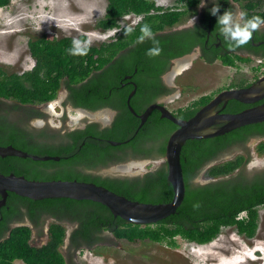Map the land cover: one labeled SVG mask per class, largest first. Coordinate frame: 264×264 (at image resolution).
I'll return each mask as SVG.
<instances>
[{
	"label": "trees",
	"instance_id": "trees-1",
	"mask_svg": "<svg viewBox=\"0 0 264 264\" xmlns=\"http://www.w3.org/2000/svg\"><path fill=\"white\" fill-rule=\"evenodd\" d=\"M227 0H218L225 3ZM201 0H175L169 7H161L154 0H107L105 14L94 25V29L107 32L120 28L119 21L126 15L141 17L125 36L122 28L115 38L89 45L87 55H69L68 49L74 38L59 37L47 39L39 37L30 40L28 52L34 60L31 70L17 73L0 65V147L11 146L19 151L37 156L59 157L58 162H39L17 157H0V174H14L30 181H79L101 186L116 195L140 203H168L173 196L167 181L166 164L143 176L116 179L94 177L83 170L95 166L124 163L131 159L161 158L169 136L177 127L159 112L153 110L146 124V131H139L129 146H112L109 141H122L132 135L136 119L130 114L126 100L132 86L122 83L131 80L136 84V94L129 105L136 112L154 103L162 90L159 77L164 72L167 59L181 57L202 42L197 34L204 36L207 23L196 27L197 34H170L160 36L165 29L184 22L196 13ZM248 17L260 16L264 19V0H235ZM10 0H0V7L8 6ZM149 24L155 38L160 42L159 55L148 57L145 52L152 47L151 41L136 43L140 27ZM214 23H212V29ZM261 38H264L261 35ZM86 42L87 36H78ZM264 48V47H263ZM256 53L257 50L255 49ZM236 58V57H235ZM225 65H233L230 57L222 60ZM137 69L136 73L134 70ZM126 77V78H125ZM67 91V102L75 108L97 110L109 107L117 115L109 128L99 131L95 125L68 133H52L47 127L35 129L26 120H11V115L24 112L29 119L44 117L34 106L46 104L56 99L58 93ZM114 98V100H113ZM7 101L11 103L5 107ZM140 101V107L138 102ZM192 103L179 117L187 119L195 114ZM26 106H29L27 108ZM32 106V107H31ZM11 120V121H10ZM244 135L264 136V122L243 128L212 139L189 140L181 151V165L185 184V195L176 213L155 224L135 225L115 218L103 205L91 201H76L66 198L30 200L9 193L4 206L0 207V264H67L61 248L66 237V227L62 220L72 217L78 227L70 237L71 248H90L102 241V232L111 233L118 241L137 244L140 242L165 244L176 248V237L189 243L207 245L219 237L224 229H235L236 233L251 240L256 236L258 213L256 205L264 203V182L254 178L246 180L219 181L208 185L196 184L202 164L216 152V147L224 148L231 140L239 142ZM104 138L100 147L97 139ZM83 146L80 148V145ZM131 148L130 156L124 152L117 156L115 151ZM257 152L264 154V140L257 145ZM132 153V154H131ZM243 166L242 156L219 168L212 175H228ZM245 211L241 220L236 217ZM56 214L55 222L48 225L47 241L40 246L32 245V228L22 225L28 218L32 223L39 214ZM61 222L58 223L57 220ZM19 223L10 229L9 225ZM42 225V224H41ZM34 226V225H33Z\"/></svg>",
	"mask_w": 264,
	"mask_h": 264
},
{
	"label": "flooded vegetation",
	"instance_id": "flooded-vegetation-1",
	"mask_svg": "<svg viewBox=\"0 0 264 264\" xmlns=\"http://www.w3.org/2000/svg\"><path fill=\"white\" fill-rule=\"evenodd\" d=\"M202 2L204 3L203 7H201ZM235 3L239 6V9L243 11L240 5L237 2ZM215 5L219 6V12L217 13V15H222L223 12L226 10L235 11V9H232L230 0H227L225 3L218 2V0H204L200 2L199 6L196 9V13L194 15L186 19L184 22L174 26L173 28L165 29L159 33V35L162 37L174 33L179 35L182 34L195 35L197 34L196 27H201L203 23L205 22L207 23V28L204 36L199 34H197L196 36V39L202 38V42L196 44L189 53L182 55L181 57L167 59L166 63H164V72L159 77L161 84L160 89L162 91L157 94V97L154 100L155 102L150 103L145 107H143L144 104H141V107L143 109L141 112L134 111V109L130 106L137 116L142 115L150 105L158 104L165 107L177 119L188 120L191 117H193L196 113H198L200 110H202L204 107H206L209 103H211L222 92L231 91V90H246L249 87L257 84L259 80L264 78V48H263L264 38H261V35L264 37V26H261V28L258 31L253 33V37L248 44L244 45L243 47L230 50L225 44L223 37L218 35V27H216L217 17L210 14V9ZM192 19H194V26L191 23ZM129 21H131V19L128 20L127 23ZM212 23H214L213 29H212ZM255 49L257 50L256 53L254 52ZM227 57H230V60L234 61L233 65H225L223 63L222 60L226 59ZM182 58L183 59L186 58V59L183 60ZM196 59H199L204 64H208L210 66L218 65L220 68L229 69L232 72L225 79H222L220 81V84L215 88V90H209L208 92L202 93L201 88H192L189 86H188L189 88L188 87L180 88L175 86L174 79L182 73L185 72L188 73L189 70L191 69L192 64L195 62L194 60ZM136 71L137 69L134 70V73H136ZM126 77H130V80H128L127 83L126 82L122 83V86L123 87L132 86L133 89L129 92V95L132 94L133 91H135L134 94L132 95L133 97L136 94V84L131 80L130 75ZM63 90H64L63 106L65 107V109H67V111L70 109V111L74 113V116H70V115L68 116L67 114L68 112L65 111L62 114L58 124L55 125L54 123H51L50 120H52V115L50 111L46 113L43 111L44 108H47L48 104L54 101L53 100L46 104L34 106V108L38 109L42 114H44V117L29 119V117L24 112L21 111V112H16V114L15 113L12 114L10 117L11 120L17 121L18 124H19L18 120L20 121L26 120L28 126L31 128L40 129L47 127L50 132L52 133L58 132L61 134L68 133L73 130H83L88 125H95L99 131L109 128L111 126L112 122L114 121L117 115V112L115 110L109 109V107H103L94 111L75 108L73 105L67 102L68 94L65 89ZM188 92H192L193 94L191 95L192 98H190V101L187 104H179V106H176L174 109L173 107H170L171 103L176 102L182 96L186 95ZM129 95L126 100V104L130 114L133 116L134 119H136L137 124L133 129L132 135H129L122 141H117L121 143L120 145H118L119 147L129 146L130 143L132 144L133 143L132 141L136 138V135H138L139 131L143 130V133H145L146 124L149 119L148 117L146 121L141 125V120L137 118L129 108L128 102L130 103V100L132 98L131 97L129 99ZM197 101H198V105L195 106V108H193L194 110H196L193 116L188 117L187 119L179 117L180 110L181 113H185L187 111V108L192 103ZM2 102L5 103L6 108H8L9 105L11 104L7 101H2ZM263 103H264V99H260L250 103L249 102L243 103L236 100L222 101L221 103H219L214 107L213 112L218 115L221 114L235 115L245 110L258 107ZM138 104L140 107V101L138 102ZM26 107L29 108V106ZM158 114L160 115V113ZM69 119L71 122L68 121ZM219 126L220 125H214L213 128L215 127L217 128ZM90 137L93 138L94 140L97 139L96 143L98 141V145L100 147H103V145L101 144L104 141V138H95V136H90ZM244 137H246V139L242 137L239 142L235 141V139H232L231 144H226L224 148H221L220 146L216 147V152L214 153V155L210 159L208 158L201 166L200 172L198 174V177H202V182L201 181L198 182L200 185L204 186L219 181H224V180L227 181L229 179H232L234 181L246 180L250 182L251 180L256 178L258 179V181L262 180L264 182V154L263 153L260 154L257 152V145L264 140V136L244 135ZM83 144L84 142L80 145V148L83 146ZM130 149L131 148H126L125 150H117L115 151V154L117 156L122 157L124 152H127L128 156H130V152H131ZM239 156H242L243 158V166H241L240 168L236 169L235 171H233L228 175H223V174H219L215 176L212 175L213 172L218 173L219 168L221 166L226 165L229 161H233ZM144 163H145L144 167L146 169L145 172L143 173L138 172V175L135 176H127L129 168L135 167V170H140V168L143 166ZM164 164H165L164 157L157 159L156 158L149 159L143 157L140 159H131L124 163L122 162L107 166H100V165L95 166V167L87 168L83 170V172L85 174H89L94 177H100L102 179L137 177V176H143L148 172L154 171L155 169L161 167ZM148 167L149 168L152 167V168L150 170H147ZM255 208L257 209L258 221H259L260 210L264 209V203H260L256 205ZM243 212L245 213V216H247V213L245 211H242L238 213L236 217L238 220L245 218L244 216L240 215ZM55 216L56 214L48 215V214L40 213L39 219L36 220L35 222L32 223L28 218H25L21 223L26 224L27 226H30L32 228L31 241L35 236V234L40 232L41 237L39 236V238H41L40 240L43 241V243L41 244L43 245L47 241L48 225L50 223L55 222L54 221V219H56ZM57 222L60 223L61 220L58 219ZM62 222L67 230L64 245H68L69 248H71L70 237L73 231L78 227V222L75 219L73 220L72 217L66 218L64 221L62 220ZM18 224L19 223L11 222V224L9 225V231ZM105 233H107V231L102 232L101 235ZM99 243H97L96 245H98ZM64 258L66 260V263L68 264V260L65 255Z\"/></svg>",
	"mask_w": 264,
	"mask_h": 264
},
{
	"label": "rangeland",
	"instance_id": "rangeland-1",
	"mask_svg": "<svg viewBox=\"0 0 264 264\" xmlns=\"http://www.w3.org/2000/svg\"><path fill=\"white\" fill-rule=\"evenodd\" d=\"M154 1L165 8L172 5L174 0ZM106 6L107 0H11L8 7L0 8V65L17 73L30 70L33 62L27 50L28 39L64 36L77 39L78 36L86 35V42H90V45L109 40L94 29L96 22L105 14ZM194 61L188 73H182L174 79L175 86L201 88L202 93L208 92L215 90L220 81L232 72L218 65L204 64L199 59ZM192 94L188 92L171 103L170 107L174 109L179 104H187ZM63 96L64 90H61L43 111H50V121L55 125L67 111L63 106ZM67 112L68 116H74L70 109ZM68 121L71 122L70 119ZM144 165L141 171L131 167L125 174L135 176L138 172L143 173L146 171ZM199 181L202 182V177L194 182L198 184ZM39 236L40 232L35 234L32 245L40 246L43 243ZM175 242L176 248L149 242L132 244L118 241L111 233H105L102 241L90 249L74 250L63 245L61 252L67 257L68 264H253L247 256L261 263L264 262V209L260 210L256 236L251 240L238 235L235 229H224L216 240L207 245H195L179 237L175 238ZM254 247L259 253L252 256ZM14 264L24 263L15 261Z\"/></svg>",
	"mask_w": 264,
	"mask_h": 264
},
{
	"label": "water",
	"instance_id": "water-1",
	"mask_svg": "<svg viewBox=\"0 0 264 264\" xmlns=\"http://www.w3.org/2000/svg\"><path fill=\"white\" fill-rule=\"evenodd\" d=\"M134 92L129 95V99ZM260 99H264V78L246 90L222 92L211 103L188 120L177 119L165 107L158 104L150 105L142 115L137 116L129 105L131 112L141 120V125L146 121L151 112L156 110L160 113L161 118L169 120L177 127L169 136L165 146L164 161L167 166V181L173 191L172 199L168 203L150 204L130 201L93 183L79 181H30L14 174L7 176L0 174V207L6 203L9 193L34 201L66 198L99 203L106 207L113 217H118L130 224L142 226L155 224L174 215L183 202L185 184L181 165V151L187 141L218 137L240 127L264 122V103L235 115L215 114L213 112L214 107L222 101L236 100L250 103ZM214 125L220 126L213 128ZM108 143L112 146L121 144L114 141H109ZM0 157H17L39 162H58L60 160L59 157H41L28 154L11 146L0 147Z\"/></svg>",
	"mask_w": 264,
	"mask_h": 264
},
{
	"label": "clouds",
	"instance_id": "clouds-1",
	"mask_svg": "<svg viewBox=\"0 0 264 264\" xmlns=\"http://www.w3.org/2000/svg\"><path fill=\"white\" fill-rule=\"evenodd\" d=\"M230 3L232 5V9H235V11L226 10L223 12L222 15H217V13L219 12V6L215 5L210 9V14L217 17L216 27H218V35L223 37L225 44L227 45V47L230 50H234L236 48L243 47L244 45L248 44L251 41V39L253 37V33L258 31L261 28V26H264V19H262L260 16H255V15L248 17L247 12L241 11L239 9V6L235 3V0H230ZM8 6L0 7V8H6ZM203 6H204V3L202 2L201 7H203ZM137 18H140V20H141V17H136L134 15L129 14V15L124 16L119 21L120 28L112 29V30H109L107 32H100L99 30H97V31L102 36L104 35V38L107 37V39L110 40L111 38H115L116 34H118L122 28H127L124 31V34H125V36H128V35L132 34V32L134 31V29H132V28L134 26H136L137 23L140 21L139 20L135 24L134 22L136 21ZM130 19H131V21H129L127 23V21ZM191 23L194 26V19H192ZM129 24H132V26H130V27L127 26ZM29 41L30 40L28 39L27 44H26L27 50H28ZM106 41H108V40H106ZM146 41H151L152 47H150L146 50L145 55H147L148 57H154L156 55H159L160 52L162 51V49L160 47V42L155 38V34L153 33L152 28L149 24L141 25L140 35L136 38V43L142 44ZM89 45H90V42H82L78 39H74L72 41V45L69 47V49L67 51H68L69 55H87V52L89 50ZM29 56H30V54H29ZM30 59L32 60L33 66H34V60L31 58V56H30ZM240 215H243L244 217H246L244 212L241 213ZM22 225H26V224H22ZM176 238H178V237H176ZM180 239H182V238H180ZM182 240H184V239H182ZM95 245H93V246H95ZM83 248H81V249H83ZM90 248H86V249H90ZM256 248L257 247H254L255 252L252 253V256L255 253H259V251H257ZM72 249H74V248H72ZM81 249H74V250H81ZM247 258L249 259L250 262H253V264H264V262L259 263L254 257L247 256ZM260 260H261V258H260ZM220 263H222V262H220Z\"/></svg>",
	"mask_w": 264,
	"mask_h": 264
},
{
	"label": "built area",
	"instance_id": "built-area-1",
	"mask_svg": "<svg viewBox=\"0 0 264 264\" xmlns=\"http://www.w3.org/2000/svg\"><path fill=\"white\" fill-rule=\"evenodd\" d=\"M139 20H140V18H137L136 21H135L134 23L136 24ZM134 23H133V24H134Z\"/></svg>",
	"mask_w": 264,
	"mask_h": 264
},
{
	"label": "bare ground",
	"instance_id": "bare-ground-1",
	"mask_svg": "<svg viewBox=\"0 0 264 264\" xmlns=\"http://www.w3.org/2000/svg\"><path fill=\"white\" fill-rule=\"evenodd\" d=\"M48 22V21H47ZM33 65V64H32ZM181 70V69H180ZM28 71V70H27ZM63 112V111H62ZM62 116V115H61ZM88 117V116H87ZM131 173V172H130Z\"/></svg>",
	"mask_w": 264,
	"mask_h": 264
}]
</instances>
